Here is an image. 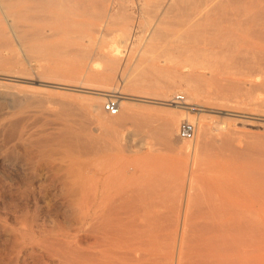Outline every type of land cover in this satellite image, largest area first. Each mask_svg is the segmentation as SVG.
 <instances>
[{
  "label": "bare ground",
  "instance_id": "bare-ground-1",
  "mask_svg": "<svg viewBox=\"0 0 264 264\" xmlns=\"http://www.w3.org/2000/svg\"><path fill=\"white\" fill-rule=\"evenodd\" d=\"M114 27L121 34L101 51L98 43L118 33L107 32ZM20 52L41 59L37 74L7 69L2 81L73 90L61 76L84 74L105 93L88 90L93 96L84 104L50 90H0V197L6 189L27 203L11 211L13 257L35 264H264V134L248 131L264 129V0H0V62H22ZM180 69L196 79L186 104L198 93L212 99L205 109L182 108L230 116L247 130L200 121L192 164H173L182 173L171 189L154 172H89L80 156L102 150L101 133L130 151L128 134L116 132L120 119L100 115L101 99L117 90L116 74L130 79L131 91L148 84L166 93ZM119 91L109 95L133 99ZM242 95H261L263 109L239 107ZM176 125L165 122L161 135L171 138Z\"/></svg>",
  "mask_w": 264,
  "mask_h": 264
},
{
  "label": "rangeland",
  "instance_id": "rangeland-1",
  "mask_svg": "<svg viewBox=\"0 0 264 264\" xmlns=\"http://www.w3.org/2000/svg\"><path fill=\"white\" fill-rule=\"evenodd\" d=\"M110 29H112V30H108L107 32L111 33V31L116 30V31H118V33L115 32L116 33L115 34L114 32H112L111 34H109L111 37L107 33H105L108 37L106 35H104L105 38H102L100 40V42L98 43V47L101 51H106L107 47L110 46L112 41H114L117 38L116 35L121 34V32H119V29L117 27L110 28ZM119 35H118V37H119ZM109 37L112 39L110 40ZM104 39H107V40H105L106 42L102 41ZM108 43H110V44H108ZM157 50L160 51L159 49H157ZM157 50L155 52L160 53V52H157ZM27 53H28L29 59H26L25 56L23 55V53L20 52L22 62L12 63L9 61V63L5 62L6 64L4 62H0V70H1L0 73H3V72L8 73L6 71L8 69V71L12 72L13 74H15V73L17 75L22 74L23 76H31V74H32L33 76H35V74H37L38 70L40 69V67L42 65V61L39 57H36L33 52H27ZM153 54H155V53H153ZM6 55H7V53H6ZM22 55L24 56V58ZM101 61H97V63L95 64L96 69H101L102 67H104V65H102L103 60H101ZM127 63H128V65H127ZM127 63H126V66L130 67L131 64H133V61L128 60ZM142 66L145 67L144 64ZM186 72H189V71L186 69H180V73H183V75L181 74L180 78L176 79L178 82L175 80L177 82V84L175 85L173 83V86H172L173 88H171V90L169 92H166V93L163 92L161 89H159V87H157V89H158L157 90L156 86H152V88H151V86H149L148 84H147V87L144 85L143 86L145 87V89L149 88L150 90L149 89L145 90L144 88L139 87V88H137V92L135 91L136 89L134 90L135 92L131 91L130 89H128L131 87L130 86V83H131L130 79L126 78L127 81L126 80L122 81L120 76L118 74H116L115 78L112 80L113 81L112 85L116 86L117 90L114 93L112 92L113 91L112 90L107 94L108 95L109 94L118 95V93H116V92H118L119 90H121L123 92L125 90L123 93H125V92L130 93V94L133 93L130 96V97H133V99H125V100L123 99V102H122V99H120L119 100L120 110H119V113L117 114L118 116L117 115L111 116L109 114L107 115V113L102 109V103L105 100L104 99L105 96H104L101 99L102 102H99V105L101 108L100 109L101 110L100 115L102 118L103 117L106 119L110 118L109 120L116 119L114 121H117V120L119 121V119H120V121H119L120 124L117 125L118 127L116 126L117 128L115 127L116 132L119 131V133L122 134L123 136L128 134L127 135L128 137L126 139L129 141V144H130L129 150L130 151L125 150L124 144H121V140L116 139L112 135H108V133L107 134L101 133L100 134L101 140H99L100 141L99 143L101 145L102 150L98 151V154L96 152H94V153L89 152L86 154V156L85 155L80 156V160L81 161L84 160L81 163L86 164V168L89 167L88 168L89 172H91V171L93 172L94 170L99 171L98 169L101 170V168H102L101 171L106 172V169H107V172H109V171H111L110 167L113 168V170L115 171L114 172L115 174L117 172V174L118 173H120V174L121 173H127V174H135V175L139 176L140 174L142 175L144 173L154 172V173H157V175L163 179L165 188L171 189L173 183H176L177 185H179L180 180H181L182 171L175 170V168L173 167V164L177 161H183L184 162V160L187 161L189 165L192 164L191 162L189 163V161H191V159H189V158H191V154H190V152L192 153L191 148H192V146L196 140V136L192 141H187V142H183L177 138L178 126L180 125L179 123L181 122V120L182 119L185 120L188 118V120L195 122L196 125H198V123H200V121L204 120L205 122L207 121L208 124L211 126H214L213 125L214 122H220V121L221 122H229V123L234 122L231 120L230 116H227L224 114L211 113V112H207L205 110H190V109L186 110L185 108H182V106L174 108V107L167 106V105H164L161 103V102L170 103L169 102L170 98L172 97V95H174L176 93H184L185 96H188V97L190 95H194L191 90H192L193 85H195V84L192 85V82L196 83V81H195L196 79L194 80L195 76H193V74L191 75L190 72H189L190 75L186 74ZM28 74H30V75H28ZM192 76L194 78H191ZM61 77H63V79H64L63 81L65 82V84L67 82L66 85L68 87H73L72 88L73 90L47 87V86L39 85L37 83L22 82V81H19L16 79L10 80V81L7 80V82H6V80L2 81V79H0V90L3 91V90L7 89L8 91L14 92L17 95H22L26 92L31 93V92L35 91V89H36V91H39L37 89H40L42 91L50 90V92L51 91L54 92L51 94V96L54 98L58 97L61 99V98H63V95H60V94H70V97L75 98V100L77 102H82L84 104L87 103L88 98L93 96V94L89 93V91L90 92L92 91V92H103V93H105V91H103V90H105V88L102 87L103 85L101 83L99 84L100 81H97V79L93 78V80L95 79L93 82V80L91 78L92 76H90V75L79 74V75L74 76V75H70V74H63ZM187 77H189V78H187ZM190 79H191V81H190ZM73 80L79 81V82L81 81L80 82L81 85L79 83H75ZM192 80H194L195 82ZM71 81H72V83H70ZM82 83H84V84H82ZM185 83L187 84V86ZM78 84L81 87L85 86L84 89L85 90L87 89L86 90L87 92H80L79 90H82V89L80 86L78 88L76 87V86H78ZM189 87H190V91L188 90ZM74 89H76V90H74ZM138 89L142 93H140V91H138ZM152 89H154V90H152ZM142 90H144V92ZM57 93H59V94H57ZM200 94L201 93H198L195 96V100L193 98V100H192L193 102L192 101L189 102L190 107H193L192 103L201 104V106H203V109H205L204 106L209 105V102H211L212 99L210 97H207L205 94L204 95L201 94L202 96ZM253 94H256V93L254 92ZM248 96L242 95L237 100V101H239L238 104H236L235 102L234 103L236 105L240 104L239 107L247 108L251 112H257V111L259 112L260 110L263 109L262 105H260L261 104L260 102L262 100L261 95H260L261 97L259 95H255V96L252 95L251 97H253V98H251L250 96L248 97ZM65 97L70 98L67 96H65ZM186 99H187V97H186ZM224 101L228 102V104L229 103L234 104L233 101L230 102L228 100H223L222 102L225 103ZM170 104H173V103H170ZM225 104H227V103H225ZM173 105H175V104H173ZM176 106H178V105H176ZM201 106H200V108L202 109ZM124 115H126V116L124 117ZM139 116L143 121L140 120ZM124 118H126V119H124ZM138 118L140 121L138 120ZM170 119L172 121H174L177 125L175 126L176 129H174L175 130L174 134L171 136V138L167 139L161 135L162 134L161 133V128H162L161 126H163L165 122L170 121ZM177 120H178V123H177ZM234 123H236V122H234ZM96 125H97V127L100 126L97 123L94 124V126H96ZM235 125H236L235 127H237V128L239 126L238 129H240V130H247V128L245 129V126L241 127L240 124L238 125L237 123ZM141 126L143 127V129ZM198 126H197V128H198ZM248 131L252 132L253 134H259V133L264 134V129L260 128V127H256V128L253 127V128L248 129ZM107 148H109L108 149L109 152L106 151ZM110 148L112 150H110ZM103 149H105L106 152ZM182 155H184V156H182ZM197 159H195L196 161L194 160V163L199 161V159L198 160ZM202 159H205L203 154L201 155V159H200L199 163H201ZM183 162H182V164H183ZM84 164L82 165L83 167H85ZM108 168H109V171H108ZM113 170H112V172H113ZM3 192H5L4 193L5 195L3 194ZM8 194H9V196L11 195L10 197L13 196L12 197L13 200L8 196ZM2 195H4V196L2 197ZM15 195L16 194H14V192H11V191L9 192V190H6V189L1 190V197H0V219H1L0 220V222H1V225H0V230H1L0 231V264H11V263L12 264H15V263L16 264H24V262L26 263L27 261L28 262L26 264H30V262H31V264H35L36 261L34 262L33 261L34 259H29L28 257H24V258L22 256H20L19 258L15 257V256L13 257L14 253L12 252V250L10 248L12 246L10 244L12 242V238L10 236L11 235V233H10L11 229L10 228H12L15 225L13 223L14 221L12 219L13 216L11 214V211L14 209V207L17 208V206H20V205H25V204L27 205V203L24 200H20L18 198L19 196L17 197V195L16 196ZM5 196L7 198H5ZM15 198H16L17 202H16ZM1 200H2V202H1ZM20 201L21 202L23 201L25 203L21 204ZM14 204H16V206ZM171 204H173V203L169 202V205H171ZM1 205H4V207ZM13 205H14V207H13ZM28 206L32 207V204L29 203ZM18 211H20V210L18 209ZM6 213H7V215H6ZM4 215H6V216H4ZM9 220H11V221H9ZM7 221L9 224L8 223L6 224ZM3 222L5 223V225L3 224ZM11 225H12V227H11ZM8 226H9V228H7ZM5 230H6V232H5ZM9 236L11 239L9 238ZM10 252H12L11 253L12 255L10 254ZM9 254H10V256H8ZM11 259H12V261L10 262L9 260H11ZM22 259H24L26 261H24V260L22 261Z\"/></svg>",
  "mask_w": 264,
  "mask_h": 264
},
{
  "label": "built area",
  "instance_id": "built-area-1",
  "mask_svg": "<svg viewBox=\"0 0 264 264\" xmlns=\"http://www.w3.org/2000/svg\"><path fill=\"white\" fill-rule=\"evenodd\" d=\"M169 102L178 106L190 105L186 104V96L184 93H176L172 95ZM119 103L120 102L117 96L107 95L104 102L102 103V109L111 116L117 115L120 110ZM179 124L177 138L181 141H192L195 138L197 132V125L195 122H192L188 119H182Z\"/></svg>",
  "mask_w": 264,
  "mask_h": 264
}]
</instances>
